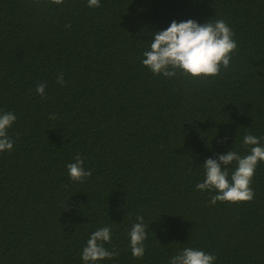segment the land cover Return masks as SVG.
I'll return each instance as SVG.
<instances>
[{
  "label": "trees",
  "instance_id": "trees-1",
  "mask_svg": "<svg viewBox=\"0 0 264 264\" xmlns=\"http://www.w3.org/2000/svg\"><path fill=\"white\" fill-rule=\"evenodd\" d=\"M100 3L0 0V111L17 116L0 153V264H83L104 226L119 256L99 264H169L185 247L264 264V163L251 202L211 205L215 192L195 187L208 158L248 154L245 134L264 144V0ZM188 19L234 32L231 67L214 80L141 63L153 33ZM77 154L92 171L83 183L68 174ZM137 215L149 226L142 259L129 247Z\"/></svg>",
  "mask_w": 264,
  "mask_h": 264
},
{
  "label": "clouds",
  "instance_id": "clouds-1",
  "mask_svg": "<svg viewBox=\"0 0 264 264\" xmlns=\"http://www.w3.org/2000/svg\"><path fill=\"white\" fill-rule=\"evenodd\" d=\"M39 2V0H38ZM49 3L62 5L65 0H48ZM90 8H99L100 0H87ZM70 27V25H66ZM150 49L143 52L141 63L156 76L165 78L178 74L195 80H214L221 75L222 70L231 67V61L238 49L234 32L223 19L209 20L203 24L188 19L182 22L173 20L166 30L153 33ZM57 83L63 86L64 74L60 73ZM46 85L40 83L36 92L42 99L46 98ZM56 119L55 115L49 117ZM17 116L11 111H0V153L13 149L14 141L8 135V130L16 122ZM243 144L248 147V154L241 156L237 151L230 150L218 155L217 159L208 158L202 165L205 170L203 182L196 184L197 191H208L209 203L251 202L255 197L252 181L260 163H264V144L261 138L245 134ZM231 173L229 167L233 166ZM72 181L83 183L92 176L91 170H86L82 157L77 154L74 162L67 165ZM129 232V247L136 259L145 255V241L148 238V225L143 215L136 216ZM112 244V229L104 226L95 230L88 238L81 251L83 264H99L105 259L113 260L119 256L117 247L109 250L106 245ZM217 257L201 249L185 247L172 256L169 264H215Z\"/></svg>",
  "mask_w": 264,
  "mask_h": 264
}]
</instances>
